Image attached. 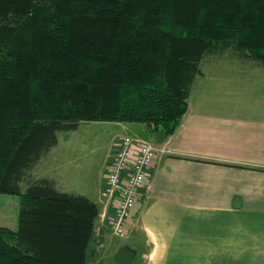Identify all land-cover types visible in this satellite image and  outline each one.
I'll list each match as a JSON object with an SVG mask.
<instances>
[{"label":"trees","instance_id":"trees-1","mask_svg":"<svg viewBox=\"0 0 264 264\" xmlns=\"http://www.w3.org/2000/svg\"><path fill=\"white\" fill-rule=\"evenodd\" d=\"M227 50L264 64V0H0V195L19 196L0 264H88L98 205L29 172L82 122L170 137Z\"/></svg>","mask_w":264,"mask_h":264},{"label":"crops","instance_id":"crops-1","mask_svg":"<svg viewBox=\"0 0 264 264\" xmlns=\"http://www.w3.org/2000/svg\"><path fill=\"white\" fill-rule=\"evenodd\" d=\"M208 78L202 69L180 126L159 144L166 152L150 169L153 190L138 202L128 243L113 251L118 264L122 252L125 264H264V96L207 101L195 86ZM132 124L119 127L128 131ZM43 177L98 205L102 236L93 244L106 248L115 203L105 196L104 174L98 185L71 192L55 176L36 179Z\"/></svg>","mask_w":264,"mask_h":264},{"label":"rangeland","instance_id":"rangeland-1","mask_svg":"<svg viewBox=\"0 0 264 264\" xmlns=\"http://www.w3.org/2000/svg\"><path fill=\"white\" fill-rule=\"evenodd\" d=\"M212 67L215 69L209 70ZM202 69L210 75V79L198 80L195 95L207 101L245 103L264 96L263 63L236 58L232 50H227L205 58ZM119 123L126 122H82L76 130L58 132V144L29 173L33 178L43 175L60 178L65 185L60 188H67L69 192L84 190L86 184L98 185L100 177L108 172L114 151L123 136H137L157 144L155 134L145 124L132 122L134 129L126 131L119 127ZM20 186L25 191L27 183L22 182ZM18 211L19 196L0 195V226L16 229ZM101 236L102 228L99 234L94 232L95 240ZM129 239L127 236H115L112 229L107 231L106 248L102 242L96 246L91 243L88 264H118L113 251L128 243Z\"/></svg>","mask_w":264,"mask_h":264},{"label":"built area","instance_id":"built-area-1","mask_svg":"<svg viewBox=\"0 0 264 264\" xmlns=\"http://www.w3.org/2000/svg\"><path fill=\"white\" fill-rule=\"evenodd\" d=\"M160 152L166 150L150 140L126 135L119 141L113 163L105 174L104 190L105 196L115 203L111 220L115 236H127V226L138 202L152 192L149 172ZM100 230V226H95L94 232L99 234Z\"/></svg>","mask_w":264,"mask_h":264},{"label":"water","instance_id":"water-1","mask_svg":"<svg viewBox=\"0 0 264 264\" xmlns=\"http://www.w3.org/2000/svg\"><path fill=\"white\" fill-rule=\"evenodd\" d=\"M155 139H156L158 144H161L165 140V134L163 132H158L155 135ZM122 251H124V250H122ZM118 261L121 262V264H125L126 256L123 254V252L120 253V255L118 256Z\"/></svg>","mask_w":264,"mask_h":264}]
</instances>
